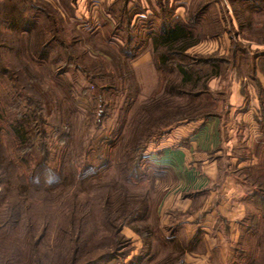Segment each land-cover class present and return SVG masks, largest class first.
<instances>
[{"label": "rangeland", "instance_id": "rangeland-1", "mask_svg": "<svg viewBox=\"0 0 264 264\" xmlns=\"http://www.w3.org/2000/svg\"><path fill=\"white\" fill-rule=\"evenodd\" d=\"M1 1L0 264H68L76 239L81 260L115 249L94 264H192L190 253L206 254L213 244L191 231L193 223L168 227L200 218L198 201L174 209L176 185L147 154L172 143V130L223 114L231 57L222 32L246 36L244 47L254 54L248 45L264 40V13L231 3L234 29L230 0H187L186 18L199 4L210 6L192 28L199 41L187 50L190 59H182L194 62L182 81L171 65L157 67L146 17L128 23L153 0ZM128 38L134 58L121 52ZM250 61L239 55L242 73ZM17 126L26 140L16 138ZM262 173L238 171L259 190L258 209L245 239L229 248L233 259L220 260L229 255L224 248L212 251L210 264H264Z\"/></svg>", "mask_w": 264, "mask_h": 264}, {"label": "crops", "instance_id": "crops-1", "mask_svg": "<svg viewBox=\"0 0 264 264\" xmlns=\"http://www.w3.org/2000/svg\"><path fill=\"white\" fill-rule=\"evenodd\" d=\"M235 1L230 0L229 4L233 9L229 7L228 12L229 22L234 29L236 27L232 12L235 8L232 4L247 6L258 15L264 13V0ZM187 3V0H153L144 10L137 9L133 12L130 18L132 24L139 20V17H146L144 27L152 54L151 39L154 34L161 32L174 21H183L192 30L193 27L199 26L207 7L210 6L209 2L201 3L196 7L194 14L186 18L189 7ZM134 6L143 7L138 3ZM167 11L170 12L169 15ZM237 23L242 26L238 21ZM223 33L225 35L222 37L229 40L227 52L231 57L228 59L229 88L223 114L210 113L197 122L182 126L183 130H172L168 135L175 136L172 143L154 146L147 154L154 165L162 167L171 175V180L176 185V195L173 196L174 209L180 212L179 209L184 204L190 206L198 201L194 205L200 218L196 215V218L186 220L187 223L182 221L168 225L171 230H178L179 227L193 223L191 231H201L206 237L204 240L209 239L212 242L213 246H210L206 254L188 255L192 264H210L213 252L217 254L218 250L221 254L220 249L224 248L228 249L229 255L221 254L220 260L226 263L233 259L229 248L245 239L250 230L247 220L254 215V209H258L254 190L247 179L237 173L240 169L257 167L258 156L255 149L258 143H264V99L259 96V90L264 91V40L255 41L252 46L248 45L252 50L256 49L254 54H250L249 49L244 47L243 40L246 36L242 35V39L237 34L238 31L234 35L230 31L228 34L227 30ZM220 34L217 33V36ZM198 41L194 45L198 44ZM240 54L251 55L250 64L244 73L239 70ZM240 151L245 154L239 156ZM222 157L224 161L221 160ZM189 212L188 215H191L192 211Z\"/></svg>", "mask_w": 264, "mask_h": 264}, {"label": "trees", "instance_id": "trees-1", "mask_svg": "<svg viewBox=\"0 0 264 264\" xmlns=\"http://www.w3.org/2000/svg\"><path fill=\"white\" fill-rule=\"evenodd\" d=\"M67 7H69V4ZM169 11L171 12L170 8H169ZM170 12L168 13L167 11V15H169ZM3 17H5V11L3 9V2L0 0V20H2ZM130 18L128 19V23H130ZM198 39L199 38L197 36H194L193 31L190 29V26H188L183 21H174L172 24H170V26H168L161 32L154 34L151 40L153 44V52L154 54H156L155 56H156L157 67L159 68V67H162L163 65H171L172 67L171 70L173 71L175 70L182 75L181 76L182 81H186L187 79H189V76L191 74V65H193L192 63L194 62L191 61V64L190 62L185 63V61H183L182 59L186 57L187 59H190L189 54H187V50L189 47L194 45L198 41ZM132 41H133L132 39L128 38V42L130 45L128 44L127 47L125 48L123 47L121 49V52L124 53L129 58H134L135 53H136V47H135V44H132ZM212 59L213 57H209V58H205L203 61H205L204 63H208L212 61ZM13 131L16 135V138L19 141L26 140L27 137H25V134L20 127L18 126L15 127ZM255 150H256L255 153L258 156L257 169L264 170V155H263L264 154V143L263 145L258 143ZM141 157H142V154L141 152H139V154L136 157V161L134 163V169H137L140 166L138 159H140ZM262 174H263V180H264V173ZM59 176H61V173ZM63 178L64 177L61 176L58 182L62 181ZM258 191L259 190L257 191L254 190V195L256 196V198L258 197ZM261 201L263 202V200ZM12 212H13V215L15 216L17 209L14 208ZM81 236L82 234L81 235L79 234V237ZM78 241L76 239V241H74V245L72 244L73 250L71 254V260L68 264H94L101 257H103V255L107 253H113L115 250V249L110 250V252L108 251L105 253L93 255L91 257L85 258L84 260H81L82 254H83V248H82L81 242H78ZM118 244L119 242L115 245L114 248H116ZM42 262L43 261L40 260L39 264H45Z\"/></svg>", "mask_w": 264, "mask_h": 264}]
</instances>
